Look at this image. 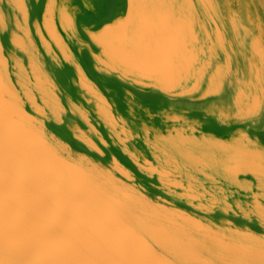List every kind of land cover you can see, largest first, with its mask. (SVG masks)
<instances>
[{"label": "snow or ice", "instance_id": "obj_1", "mask_svg": "<svg viewBox=\"0 0 264 264\" xmlns=\"http://www.w3.org/2000/svg\"><path fill=\"white\" fill-rule=\"evenodd\" d=\"M0 264H264V0H0Z\"/></svg>", "mask_w": 264, "mask_h": 264}, {"label": "bare ground", "instance_id": "obj_2", "mask_svg": "<svg viewBox=\"0 0 264 264\" xmlns=\"http://www.w3.org/2000/svg\"><path fill=\"white\" fill-rule=\"evenodd\" d=\"M112 88H113V95H114V97H115L117 100H119V93H118V91H117L118 86H116V85H112Z\"/></svg>", "mask_w": 264, "mask_h": 264}]
</instances>
